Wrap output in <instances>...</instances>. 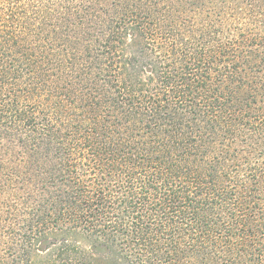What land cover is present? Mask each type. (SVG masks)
Instances as JSON below:
<instances>
[{
    "label": "trees",
    "instance_id": "1",
    "mask_svg": "<svg viewBox=\"0 0 264 264\" xmlns=\"http://www.w3.org/2000/svg\"><path fill=\"white\" fill-rule=\"evenodd\" d=\"M0 264H264V0H0Z\"/></svg>",
    "mask_w": 264,
    "mask_h": 264
}]
</instances>
